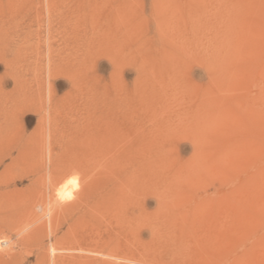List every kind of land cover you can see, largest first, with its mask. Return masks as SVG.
<instances>
[{
    "label": "rangeland",
    "instance_id": "374dc122",
    "mask_svg": "<svg viewBox=\"0 0 264 264\" xmlns=\"http://www.w3.org/2000/svg\"><path fill=\"white\" fill-rule=\"evenodd\" d=\"M47 150L90 228L47 235ZM0 194L25 264H264V0H0Z\"/></svg>",
    "mask_w": 264,
    "mask_h": 264
},
{
    "label": "bare ground",
    "instance_id": "6f19581e",
    "mask_svg": "<svg viewBox=\"0 0 264 264\" xmlns=\"http://www.w3.org/2000/svg\"><path fill=\"white\" fill-rule=\"evenodd\" d=\"M17 138V137H16ZM13 141V140H12ZM37 141V140H36ZM35 141V142H36ZM16 143V142H15ZM31 145H32V143H31ZM34 145V144H33ZM36 148V146L34 147V149ZM37 149V148H36ZM39 149V148H38ZM37 149V150H38ZM23 149L22 148H20L18 151H17V157L18 158H20L19 157V155H23V154H21V153H23ZM34 151V150H33ZM32 151V152H33ZM35 152L37 153V154H39V157L41 156L40 155V153L42 152V151H36L35 150ZM34 153V152H33ZM28 154V153H27ZM26 154V155H27ZM30 154H31V152H30ZM30 156H32V155H30ZM35 156V155H34ZM44 156H45V159H41V158H39L38 157V159H40V160H43V161H41V164H39L37 167H36V174L37 175H39V174H46L47 173V177L46 178H48V186L46 185V184H44V185H46V187H47V189L46 190H44L43 192H44V197H45V195H47V193H49L47 196H46V199H47V202H48V211H52L51 213L52 214H50V213H48L47 214V216L49 217L48 219H49V221H48V223L47 224H49V229L47 230L48 231V234L47 235H49V230H50V233H52V234H54L57 230H58V226H59V223H57V221H58V219H56V218H61L62 219V221L63 222H69V229H74L75 227H77V226H79V225H81V226H88L89 228L92 226V224H91V217H92V209H93V205H91V201H90V199L89 200H86L85 202H83V200L82 201H80V199H79V197L77 198L76 197V199L77 200H75V201H70V199H68L67 197L70 195V194H66L65 193V191L64 190H54L53 191V187H54V183H56V181L57 180H59V178H61L62 176H64L65 175V173H67V172H70V171H72V169H71V167H70V164L69 163H67V164H65L66 162L64 161V165L63 166H61V171L59 172V174H57L56 172H57V170L58 169H56V165L54 164V163H56L55 162V160H54V157L51 155V153H50V151L49 150H47V152L44 154ZM63 156H65V155H63ZM9 157H11V155L9 156ZM26 157V156H25ZM12 158V157H11ZM14 158V157H13ZM30 159V158H29ZM33 159V158H32ZM59 159H61V158H59ZM17 160V159H16ZM19 160V159H18ZM35 160V159H34ZM66 160V159H65ZM12 162L13 161H15V160H11ZM31 161V160H30ZM15 162H17V161H15ZM29 162V161H28ZM28 162H20L21 163V165L23 164H27ZM38 162V161H37ZM40 162V161H39ZM63 162V161H62ZM3 163V162H2ZM17 163H19V162H17ZM24 165L25 167L26 166H28V164H29V166L31 165L30 163H28L27 165ZM33 164H34V162H33ZM10 165H12V164H10ZM119 165H121V164H119ZM3 167H4V165H2ZM16 166V165H15ZM19 166V165H18ZM28 166V167H29ZM5 167H6V165H5ZM10 167V166H9ZM22 167V166H21ZM31 167H32V165H31ZM30 167V168H31ZM60 167V166H59ZM10 168H12V167H10ZM15 168H17V167H15ZM14 168V169H15ZM19 168V167H18ZM29 168V169H30ZM32 168H35V167H32ZM13 169V170H14ZM28 169V170H29ZM28 170L26 171V172H28ZM31 170H33V169H31ZM30 170V171H31ZM59 171V170H58ZM14 172H15V170H14ZM19 172H21V168H20V170H19ZM23 173V170H22V172H21V174ZM30 173V172H29ZM55 173H56V175H55ZM71 173V172H70ZM73 174V173H72ZM36 175V176H37ZM7 176V175H6ZM39 176H41V175H39ZM4 177H5V175H4ZM3 177V178H4ZM9 177V176H8ZM7 177V178H8ZM35 177V176H34ZM20 178H21V176H20ZM43 178V177H42ZM71 178V177H70ZM6 179V178H5ZM19 179V178H18ZM22 179V178H21ZM27 179V178H26ZM14 180V179H13ZM13 180H12V182H9L10 184H12L13 183ZM34 180V179H33ZM21 180H19V182H20ZM46 181V180H45ZM60 181V180H59ZM43 182V181H42ZM3 183H4V180H3ZM6 183V182H5ZM21 183V182H20ZM30 183H33V181L32 182H30ZM34 183H35V180H34ZM14 184V183H13ZM38 184V183H37ZM43 184V183H42ZM15 185V184H14ZM30 185V184H29ZM34 185V184H33ZM41 185V184H40ZM43 185V186H44ZM4 186H6V185H4ZM8 186H9V184H8ZM35 186V185H34ZM33 187V186H32ZM45 187V188H46ZM116 187L118 188V191H122V180H120V179H117V183H116ZM26 188H28V187H26ZM87 188V187H86ZM14 189V188H13ZM25 189V188H24ZM29 189V188H28ZM85 189V188H84ZM21 190V189H20ZM23 190V189H22ZM30 190V189H29ZM33 190V189H32ZM8 191V190H7ZM10 191V190H9ZM12 191H14V190H12ZM36 191H38V190H36ZM78 191V190H77ZM85 191L86 192H89L90 190L89 189H87V190H84L83 192H82V194H85ZM6 192V191H5ZM16 192H17V190H16ZM34 193H35V191H33ZM15 193V192H14ZM19 193V192H18ZM24 193V192H23ZM40 193V192H39ZM8 194V193H7ZM11 194V193H10ZM16 194V193H15ZM87 194H89V193H87ZM1 195V194H0ZM5 195V194H4ZM12 195V194H11ZM23 195V194H22ZM64 196L65 198L64 199H61V196ZM26 196V195H25ZM32 196H34V195H32ZM39 196H41V195H39ZM86 197L85 198H87V195H85ZM7 197V196H6ZM10 197V196H9ZM12 197L14 198H16V196H14V195H12ZM19 197V196H18ZM23 197V196H22ZM36 197H38V196H36ZM90 197V196H89ZM11 198V197H10ZM12 198V199H13ZM28 198V197H27ZM41 198V197H40ZM39 198V199H40ZM7 199V198H6ZM84 199V198H83ZM1 200H2V198H1ZM13 200H16V199H13ZM20 201H21V199H19ZM23 201H24V198L22 199ZM36 200H37V198H36ZM43 199H41V201H42ZM46 201V200H45ZM11 202V199H10V201H9V203ZM22 202V201H21ZM36 202H39V201H36ZM19 203V202H18ZM33 203V202H32ZM35 203V202H34ZM46 203V202H45ZM6 204V203H5ZM5 204H4V206H5ZM8 204V203H7ZM12 204V203H11ZM16 204V203H15ZM21 204V203H20ZM38 205H40V202L39 203H37ZM41 204H42V202H41ZM31 205V204H30ZM34 205V207H32V208H35L36 207V204H33ZM38 205H37V207H38ZM2 206V205H1ZM0 206V207H1ZM17 206V205H16ZM41 206V205H40ZM42 206H44V204L42 205ZM46 206V205H45ZM8 207V205L6 206V207H4V208H7ZM14 208H15V206H14ZM13 208V209H14ZM22 207H20V209H21ZM28 208H30L29 207V205H28ZM42 208V207H41ZM40 208V209H41ZM121 208V207H120ZM119 208V209H120ZM9 209V208H8ZM7 209V210H8ZM10 209H12L11 208V206H10ZM17 209V208H16ZM18 209H19V207H18ZM37 209V208H36ZM47 209V208H46ZM4 210V209H3ZM15 210V209H14ZM122 210V209H121ZM120 210V211H121ZM6 211V210H5ZM11 211V210H10ZM9 211V212H10ZM32 211L34 212V210L32 209ZM43 211V210H42ZM20 212H22V211H20ZM122 212V211H121ZM16 213V212H15ZM27 213V212H26ZM25 213V214H26ZM43 213H45V211H43ZM54 213H55V216H53L54 215ZM13 214V213H12ZM23 214V213H22ZM37 214V213H36ZM46 214V213H45ZM11 215V214H10ZM14 215V214H13ZM38 215V214H37ZM0 216H1V214H0ZM24 216V215H23ZM42 216V215H41ZM121 216V215H120ZM11 217V216H10ZM16 217H17V215H16ZM39 217V216H38ZM43 217V216H42ZM55 217V218H54ZM122 217V216H121ZM6 218H7V215H6ZM12 218H14V217H12ZM35 218H37L36 216H35ZM54 218V219H53ZM1 219H3L4 220V218H1ZM0 219V220H1ZM15 219V218H14ZM13 219V220H14ZM25 219H26V217H25ZM6 220V219H5ZM19 220V219H18ZM2 221V220H1ZM0 221V222H1ZM10 221V220H9ZM8 221V222H9ZM34 221V220H33ZM62 221H60V222H62ZM122 221V220H121ZM4 222V221H3ZM29 222V221H28ZM27 222V223H28ZM41 222V221H40ZM46 222V221H45ZM22 223V222H21ZM2 225H3V223H1ZM0 224V225H1ZM5 224H7V223H5ZM4 224V225H5ZM35 224V223H34ZM46 224V225H47ZM58 224V225H57ZM60 224H62V223H60ZM12 225V224H11ZM122 225V224H121ZM18 226V225H17ZM35 226H37V224L35 225ZM41 226V225H40ZM62 226V225H61ZM6 227V226H5ZM32 227V226H31ZM38 227H39V225H38ZM10 228H12V226L10 227ZM45 228V226L43 227V229ZM7 229V228H6ZM18 229H19V226H18ZM24 229V228H23ZM31 229V228H30ZM29 229V230H30ZM32 229H34V228H32ZM39 229V228H38ZM65 229H67V227L65 228ZM119 229H121V228H119ZM7 230H9V229H7ZM14 230H15V228H14ZM27 230H28V228H27ZM19 231V230H18ZM17 231V232H18ZM33 231V230H32ZM45 231V230H44ZM63 231V230H62ZM89 231V230H88ZM12 232V231H11ZM39 232H40V230H39ZM60 232V231H59ZM86 232H87V230H86ZM13 233H14V231H13ZM26 233V232H25ZM28 233V232H27ZM38 233V230H35V231H33V232H31V233H28V234H26V235H23L19 240H17L18 241V243H17V248H19V247H21V246H23V245H25L27 242H33L34 241V243L36 242L37 243V237H36V234ZM7 233H4V232H1V229H0V264H25L26 263V259H25V256H23L22 254H20V252L19 251H14V252H12L13 251V249L11 248V247H9V240H10V238H9V240H8V237H7V235H6ZM18 234V233H17ZM20 234V233H19ZM61 234V233H60ZM14 235V234H13ZM18 236V235H17ZM21 236V235H20ZM55 236V235H54ZM54 236H52V237H54ZM50 237V236H49ZM41 238V237H40ZM79 239H78V241H80V242H85V243H88V242H90V238H91V236H87V237H84V236H82L81 235V237H78ZM17 239H18V237H17ZM54 239H56V238H54ZM16 240V239H15ZM49 240V239H48ZM61 240V239H60ZM117 240H118V238H117ZM55 241V240H54ZM119 241V248H118V251H117V254H114V255H112V257H108L110 260H112V262H111V264H122V244L120 243L121 241L120 240H118ZM12 242V241H11ZM42 242H43V240H42ZM51 242V241H50ZM67 242V241H66ZM56 243V242H55ZM69 243V242H68ZM33 244V243H32ZM44 244V243H43ZM37 245V244H36ZM45 245V244H44ZM14 246V245H13ZM87 247H88V245H86ZM24 247V246H23ZM37 247V246H36ZM63 247H64V245H63ZM77 247V246H76ZM170 247V246H169ZM25 248V247H24ZM38 248V252L35 254V264H91V256H89L90 254H91V252H90V249H86V254H87V256H81V255H79V256H74L73 254L71 255V253L69 252L67 255L65 254V255H60V254H58L57 252L59 251L56 247H54L53 245H50L49 246V248H48V251H46L47 249H45V247L44 246H42V245H40L39 244V246L37 247ZM60 249V248H59ZM62 249V248H61ZM85 250V249H84ZM63 251V250H62ZM61 251V252H62ZM33 252V251H32ZM121 252V253H120ZM35 253V252H34ZM85 253V252H84ZM84 253H83V255H84ZM75 254H77L76 252H75ZM89 254V255H88ZM258 255V254H257ZM257 264V263H256Z\"/></svg>",
    "mask_w": 264,
    "mask_h": 264
},
{
    "label": "snow or ice",
    "instance_id": "6c2138e0",
    "mask_svg": "<svg viewBox=\"0 0 264 264\" xmlns=\"http://www.w3.org/2000/svg\"><path fill=\"white\" fill-rule=\"evenodd\" d=\"M69 183L73 184V186H77V182H76L75 178L73 180L69 181ZM64 198L65 197L62 195L61 196V199H64ZM67 198L68 199H71V196L69 195Z\"/></svg>",
    "mask_w": 264,
    "mask_h": 264
}]
</instances>
